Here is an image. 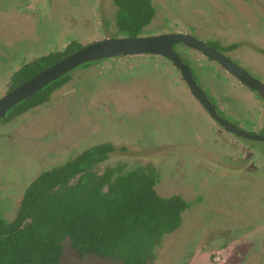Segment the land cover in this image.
<instances>
[{"label":"rangeland","instance_id":"1","mask_svg":"<svg viewBox=\"0 0 264 264\" xmlns=\"http://www.w3.org/2000/svg\"><path fill=\"white\" fill-rule=\"evenodd\" d=\"M151 1L157 13L143 36L191 35L264 83V0ZM116 16L113 0H0V99L30 63L74 41L85 47L122 38ZM176 51L221 116L244 131L263 132L264 102L256 92L202 53L183 45ZM64 78L48 103L0 119L2 220H14L42 173L111 143L115 153L101 173L118 165L126 172L154 168L158 194L189 203L177 239L174 233L164 238L146 264H188L196 246L214 250L223 242L234 248L214 253L211 263L220 257L226 264L233 251L237 264H246L250 249L264 255V144L235 137L214 121L173 63L147 54L117 57ZM172 240L174 248L166 247ZM62 264L119 262L80 256L66 243Z\"/></svg>","mask_w":264,"mask_h":264},{"label":"trees","instance_id":"2","mask_svg":"<svg viewBox=\"0 0 264 264\" xmlns=\"http://www.w3.org/2000/svg\"><path fill=\"white\" fill-rule=\"evenodd\" d=\"M113 2L118 35H145L157 13L152 1ZM208 45L219 51L213 44ZM81 48L74 41L65 51L26 65L14 75L11 89ZM64 83L65 78H61L39 91L6 119L48 103ZM114 152L113 144H101L41 174L26 189L14 220L0 218V264H62L66 243L80 256L110 258L119 264H146L163 238L182 227L189 203L181 196L165 199L159 195L156 187L161 179L154 168L126 172L118 165L101 173L99 166Z\"/></svg>","mask_w":264,"mask_h":264},{"label":"water","instance_id":"3","mask_svg":"<svg viewBox=\"0 0 264 264\" xmlns=\"http://www.w3.org/2000/svg\"><path fill=\"white\" fill-rule=\"evenodd\" d=\"M184 44L185 46L202 53L210 61L218 63L227 73L232 75L240 83L245 85L248 89L256 92L264 102V83L251 76L222 52L197 40L191 35L167 33L137 38H108L82 47L1 98L0 119H5L7 117V112L12 110L15 106L37 94L52 83L60 80L66 74L74 71L82 65L104 59L147 54L162 57L173 63L180 71L182 78L192 95L202 104L205 111L210 114L212 119L228 133L244 140L264 143V135L244 131L221 116L217 110V106L210 101L204 90L199 86L191 67L175 50L176 46Z\"/></svg>","mask_w":264,"mask_h":264},{"label":"crops","instance_id":"4","mask_svg":"<svg viewBox=\"0 0 264 264\" xmlns=\"http://www.w3.org/2000/svg\"><path fill=\"white\" fill-rule=\"evenodd\" d=\"M230 246L233 247L234 245L230 244L229 246H227V248H221V249H220L221 246H217V247L212 248L214 250H211V247L207 248V249L210 250L211 253H218V252H222L224 250L231 249ZM235 250L238 251L237 249H235ZM204 251L195 253V256L189 260L188 264H213V263H211L212 261H211V258L209 257V254L207 253V251L206 250H204ZM228 262L226 264H235V262H236L235 261V251H233L231 254H229V261ZM263 262H264L263 253L256 252L255 249H250L249 254L245 257V260H244V263H246V264H263ZM236 264H237V262H236ZM238 264H240V263H238Z\"/></svg>","mask_w":264,"mask_h":264},{"label":"flooded vegetation","instance_id":"5","mask_svg":"<svg viewBox=\"0 0 264 264\" xmlns=\"http://www.w3.org/2000/svg\"><path fill=\"white\" fill-rule=\"evenodd\" d=\"M63 59H64V58H63ZM59 62H60V61H59ZM38 74H39V73H38ZM63 78H64V77H63ZM26 82H27V81H26ZM52 84H53V83H52ZM198 84H199V83H198ZM241 84H242V83H241ZM49 86H50V85H49ZM199 86H200V85H199ZM244 86H245V85H244ZM200 87H201V86H200ZM201 88H202V87H201ZM202 89H203V88H202ZM10 92H11V91H10ZM28 99H29V98H28ZM5 119H6V118H5ZM3 120H4V119H3ZM262 133H263V132H261L260 135H261ZM95 147H96V146H95ZM114 153H115V152H114ZM112 155H113V154H112ZM112 155H111V156H112ZM109 159H110V158H109ZM109 159H108V160H109ZM108 160H107V161H108ZM115 167H117V166H115ZM107 168H108V167H107ZM155 170H156V169H155ZM156 171H157V170H156ZM45 172H46V171H45ZM157 173H158V172H157ZM42 174H43V173H42ZM158 174H159V173H158ZM179 230H181V229H179ZM176 232H177V231H176ZM176 232H174V234L172 233V234L175 236V240L177 239V234H178L180 231H179L177 234H176ZM172 234H170V235H166L164 238L166 239L167 236H172ZM175 234H176V235H175ZM207 236H209V233H207ZM164 238H163V240H165ZM210 238H211V237H210ZM163 240H162V241H163ZM197 241H198V240H197ZM195 243H196V242H195ZM208 243L211 244V242H207L206 245H208ZM174 244H175V241L172 240V241L170 242V246H166V247H172V248H174V246H173ZM229 244H230V243H227V242H223V243H221V245H220V246H221L220 249H221V248H227V246H228ZM161 246H162V243H161ZM161 246H158V247H161ZM166 247H165V248H166ZM196 248H197V246H196ZM196 248H195L194 253H198V252H202V251L206 250L207 253L209 254V257H210L211 259H212L213 257L215 258V256H216L214 253H211V251L208 250L207 248L204 249V248L199 247L198 250H196ZM156 250H157V249H156ZM204 252H205V251H204ZM219 253H220V252H219ZM208 254H207V255H208ZM190 255H191V254H190ZM93 256H95V255H93ZM99 258H101V257H99ZM102 259H110V258H102ZM112 260H114V259H112ZM112 260H111V261H112ZM212 260H213V259H212ZM115 261H116V260H115ZM246 261H247V260H246ZM117 262H118V261H117ZM219 263L224 264V259L221 260L220 257H217V258L215 259V261H213V264H219Z\"/></svg>","mask_w":264,"mask_h":264}]
</instances>
